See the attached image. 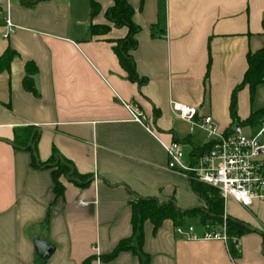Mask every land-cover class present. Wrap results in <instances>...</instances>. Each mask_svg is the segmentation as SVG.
Returning a JSON list of instances; mask_svg holds the SVG:
<instances>
[{
  "label": "crops",
  "instance_id": "1",
  "mask_svg": "<svg viewBox=\"0 0 264 264\" xmlns=\"http://www.w3.org/2000/svg\"><path fill=\"white\" fill-rule=\"evenodd\" d=\"M92 2L98 12L91 17ZM127 2L140 28L130 51L140 83L127 77L114 52L128 28L106 19L112 0L0 3V56L14 53L0 69V264H264V199L224 203L226 216L250 228L238 237L236 259L224 241L187 240L169 219L157 230L143 222L137 244L131 215L137 198L181 210L204 206L188 175L167 168L162 143L180 141L189 157L206 141L170 102L211 115L220 130L232 125L231 93L247 54L264 46V0ZM7 17L15 28L4 37ZM97 25L109 28L92 34ZM27 64L36 68L35 93L22 85ZM253 94L248 84L236 92L239 121L264 108V82ZM123 103L144 112L154 134ZM241 126L255 132L261 125ZM53 151L87 184L60 177L65 189L56 197L50 169L31 165L32 152L43 162ZM189 220L197 221L185 218L183 225ZM35 237L54 247L46 259L35 253ZM126 239L134 250L105 258Z\"/></svg>",
  "mask_w": 264,
  "mask_h": 264
},
{
  "label": "trees",
  "instance_id": "2",
  "mask_svg": "<svg viewBox=\"0 0 264 264\" xmlns=\"http://www.w3.org/2000/svg\"><path fill=\"white\" fill-rule=\"evenodd\" d=\"M113 4L105 12V17L109 22H112L116 27H127L128 31L123 39L117 41L114 46V52L118 56L119 62L123 69L127 72V77L136 82H141L137 76V72L134 66L133 57L130 51L136 47L137 41L134 38L135 34L139 32L140 28L133 22L134 10L127 2V0H112ZM91 17L96 15L98 12V6L94 2L90 6ZM108 26L97 25L92 26L90 31L92 34L100 32H106ZM14 53L8 51L7 53L0 56V69L6 68L10 63ZM247 69L244 72L242 82L232 91L231 99L229 103L231 124H240L243 126L249 125L252 128H257L261 125L264 120V108L252 112L245 120L239 121L236 113L237 95L236 92L243 88L246 84L249 86V93L251 97L254 95L256 86L264 82V46L259 48L257 52L248 53L246 56ZM36 68L33 64H27L26 72L27 75L23 80V87L31 92H36L33 86L32 75L35 74ZM37 138L34 134L32 142ZM31 142V143H32ZM193 151L191 156L196 155L200 150L199 148H192ZM31 165L38 168H48L52 174L53 181V192L56 197H59L64 192V186L60 181V177H65L70 181H74L77 184L84 186L87 184V178L76 173L73 164L60 155L58 151H53L48 160L40 162L35 152L31 154ZM189 184H191L192 190L204 201V206L191 207V209L181 210L173 202H161L152 198H137V201H133L131 204V215H132V227L138 230V236L136 242L142 239L141 226L143 222L149 220L152 223L153 229L157 230L162 221L169 219L172 221L174 227L177 225H183L185 218H196L198 224L206 225L212 224L214 226H220L222 223V217L224 212V201L220 197L218 191L207 185L200 183L195 180L191 175H188ZM218 224V225H216ZM225 226L226 233L231 238H238L241 234L250 231V228L237 218H231L225 215ZM132 240L126 239L119 241L117 247L112 253L107 255L105 258H112L116 256L119 251L125 249L134 250L132 247ZM227 251L232 258L236 259L239 255V248L236 243L230 240ZM104 258V259H105ZM147 263V261H146ZM145 263V264H146Z\"/></svg>",
  "mask_w": 264,
  "mask_h": 264
},
{
  "label": "built area",
  "instance_id": "3",
  "mask_svg": "<svg viewBox=\"0 0 264 264\" xmlns=\"http://www.w3.org/2000/svg\"><path fill=\"white\" fill-rule=\"evenodd\" d=\"M6 3L10 0H0ZM4 37H8L15 26L7 17ZM130 118L145 127L151 134L152 128L146 124L144 112L134 104L123 103ZM172 113L190 125V130L198 129L206 139L196 155L186 157L183 145L174 140L162 146L168 156L167 168L179 170L191 175L200 183L215 188L224 203L232 199L243 206H249L253 199H264V120L255 132L244 133L240 124H232L226 130H220L211 115H199L196 107L178 101L170 102ZM185 158L187 160H185ZM224 222V221H223ZM177 225L175 233L187 240H219L226 247L231 241L237 244L238 238L229 239L225 224Z\"/></svg>",
  "mask_w": 264,
  "mask_h": 264
},
{
  "label": "water",
  "instance_id": "4",
  "mask_svg": "<svg viewBox=\"0 0 264 264\" xmlns=\"http://www.w3.org/2000/svg\"><path fill=\"white\" fill-rule=\"evenodd\" d=\"M33 247H35V253L41 259H46L54 251V247L50 243L39 237L34 238Z\"/></svg>",
  "mask_w": 264,
  "mask_h": 264
},
{
  "label": "rangeland",
  "instance_id": "5",
  "mask_svg": "<svg viewBox=\"0 0 264 264\" xmlns=\"http://www.w3.org/2000/svg\"><path fill=\"white\" fill-rule=\"evenodd\" d=\"M258 128V127H257ZM246 132H249V130L246 128V129H244V133H246ZM137 201V200H136ZM228 201L229 200H227L225 203H227L228 204ZM224 221V222H223ZM197 222V223H196ZM194 221V220H189L188 221V223H191V224H193L194 225V223H196V225H194L195 227H197V230H201V228L199 227V225H198V221ZM225 224V214L223 215V217H222V224ZM190 224V225H191ZM216 225H218V224H216ZM218 227V226H217Z\"/></svg>",
  "mask_w": 264,
  "mask_h": 264
}]
</instances>
